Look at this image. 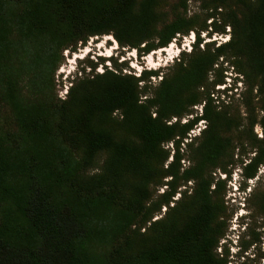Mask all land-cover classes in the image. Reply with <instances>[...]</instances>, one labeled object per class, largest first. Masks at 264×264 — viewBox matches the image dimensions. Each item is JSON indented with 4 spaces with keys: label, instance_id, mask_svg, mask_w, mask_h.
Here are the masks:
<instances>
[{
    "label": "trees",
    "instance_id": "16d2710c",
    "mask_svg": "<svg viewBox=\"0 0 264 264\" xmlns=\"http://www.w3.org/2000/svg\"><path fill=\"white\" fill-rule=\"evenodd\" d=\"M186 1L0 0V264H226L215 252L225 180L210 174L227 173L237 118L211 93L224 60L241 76L244 106L253 89L259 97L263 136L240 172L250 179L264 163V0H199L192 15ZM225 26L226 42L199 48L200 31ZM188 32L190 51L155 85L159 71L114 66L68 77L63 99L52 94L61 52L89 38L110 35L147 54ZM195 105L200 115L181 123ZM198 121L204 127L183 143Z\"/></svg>",
    "mask_w": 264,
    "mask_h": 264
},
{
    "label": "rangeland",
    "instance_id": "374dc122",
    "mask_svg": "<svg viewBox=\"0 0 264 264\" xmlns=\"http://www.w3.org/2000/svg\"><path fill=\"white\" fill-rule=\"evenodd\" d=\"M186 5L187 15L202 12L199 8V0H187ZM210 21L211 19L205 20L206 26L210 25ZM207 31L209 34H206L205 31L199 32V48L204 42H212L215 48L218 44L226 42L230 34L227 26L224 27L223 34L214 33L210 31L209 27H207ZM194 39L195 34L193 32H188L186 35L176 34L175 40L172 39L171 43L164 49L151 51L147 54H138L134 49L120 47L110 35L89 38L84 46H77L74 52L66 50L61 52L62 60L53 73L52 94L58 99L65 97L70 86L68 77L65 78V75L70 76L75 70H77L75 76L78 79L92 73L114 70L116 69L114 66L120 67L121 73H129L133 76H137L143 70L159 71L157 77L149 78L151 85H155L160 80L161 74L166 73V69L177 61L181 52L190 51ZM218 70L223 83L213 87L212 99L217 97V100H223L224 103H227L236 115L237 124L233 126L235 132L232 133L233 136L230 141V149L233 155L231 163L226 166L225 177L218 169L212 170L210 174L213 183L216 178H224L225 180L221 187V200L225 210V235L219 240L215 252L223 255L226 264H264V163L256 167L252 178L240 180L242 165L247 163L256 152L257 140L263 136L259 124L263 112L259 110V97H255L257 95L255 89L248 94L249 106H244L242 93H245V86L241 76L235 74L228 61L223 60L218 66ZM223 90H227L226 93L227 96H231L230 99L223 96ZM217 100H214V104H217ZM200 108L201 105L193 106L191 115L182 117L180 122H185L190 117H194L195 114L200 115ZM173 121L174 118L170 119V122ZM204 125L203 121H198L188 132L187 139L183 140V143L189 141L193 136H197ZM180 148L184 150L182 145ZM163 149L172 150V147L170 143H165ZM170 154L171 151L166 162L170 161ZM179 164L181 168H184L190 164V161L184 158L180 160ZM237 177L238 179H236ZM168 179H162V183L165 184ZM234 179H236L235 184L238 182L240 189H243V192L239 193L238 196L231 194L232 187L230 184H233ZM163 184L152 186L153 199H157V196L165 191ZM191 186L189 181L180 183L172 197V202L179 198L181 191L187 190L189 193ZM212 188L211 184L210 189ZM172 202L169 204L170 206L173 204ZM163 213L164 207L162 206L159 212L154 214L152 220L162 216ZM240 223L243 224V230L238 228Z\"/></svg>",
    "mask_w": 264,
    "mask_h": 264
},
{
    "label": "clouds",
    "instance_id": "9594fccd",
    "mask_svg": "<svg viewBox=\"0 0 264 264\" xmlns=\"http://www.w3.org/2000/svg\"><path fill=\"white\" fill-rule=\"evenodd\" d=\"M76 72H77V70H75L70 76H66V75H65V78H67V77H70V78H71V77H74ZM236 179H238V177H237ZM236 179H234L233 184H230V187H232V192H231V194H232L233 196H235V195L238 196L239 193H242V192H243V190H241V189L239 188V184H238V182H237V184H235V183H236ZM240 180H242L241 176H240ZM228 181L230 182V180H228ZM230 183H231V182H230ZM229 192H230V191H229ZM238 228H239V229L242 228V230H243V229H244L243 224L240 223V225H238Z\"/></svg>",
    "mask_w": 264,
    "mask_h": 264
},
{
    "label": "bare ground",
    "instance_id": "6f19581e",
    "mask_svg": "<svg viewBox=\"0 0 264 264\" xmlns=\"http://www.w3.org/2000/svg\"><path fill=\"white\" fill-rule=\"evenodd\" d=\"M166 50V49H165Z\"/></svg>",
    "mask_w": 264,
    "mask_h": 264
},
{
    "label": "built area",
    "instance_id": "2783aa9c",
    "mask_svg": "<svg viewBox=\"0 0 264 264\" xmlns=\"http://www.w3.org/2000/svg\"><path fill=\"white\" fill-rule=\"evenodd\" d=\"M193 39V38H192Z\"/></svg>",
    "mask_w": 264,
    "mask_h": 264
}]
</instances>
